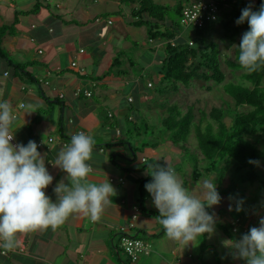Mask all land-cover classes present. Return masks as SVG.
Masks as SVG:
<instances>
[{
    "label": "crops",
    "instance_id": "obj_1",
    "mask_svg": "<svg viewBox=\"0 0 264 264\" xmlns=\"http://www.w3.org/2000/svg\"><path fill=\"white\" fill-rule=\"evenodd\" d=\"M153 1L169 7L168 16L159 23L173 28L169 13L174 11L170 9L190 0ZM220 1L219 15L235 17L240 6L233 0ZM252 4L261 6L260 0ZM137 5L123 0H0V27L14 23L13 32L0 38V48L6 53L0 55V102L13 106L16 119L10 131L17 144L42 143L38 151L54 177L46 194L55 202L53 189L62 179L68 182L67 174L54 165L79 129L95 140L89 181L111 182L115 190L98 219L73 213L55 230L49 227L21 234L19 246L7 254L0 252V264H246L234 257L228 245L245 233L233 234L229 224L239 217L248 231L259 226L264 198L260 204L248 202V190H239L238 182L230 179L228 172L233 168L222 178L219 173L212 176L216 171L206 172L216 180L222 197L219 205L207 209L215 218L213 232L187 245L169 239L157 219L159 211L145 188L154 170L144 166L147 162L170 164L184 186L197 194L196 182L206 174L194 179L193 157L168 152L169 146L174 150L179 144L170 132L161 143L152 136L150 143L129 139L132 127L127 124H135L137 135L138 122L147 126L148 89L156 91L165 81L160 72L165 40L150 39L147 25L135 24L132 11ZM178 33L176 39L184 40L183 32ZM130 49H135L134 57L129 56ZM117 57L119 65L113 67ZM196 149L199 166L206 160L200 148ZM238 205L242 210H236ZM122 226L128 234L150 243V252L130 260L120 244Z\"/></svg>",
    "mask_w": 264,
    "mask_h": 264
},
{
    "label": "clouds",
    "instance_id": "obj_2",
    "mask_svg": "<svg viewBox=\"0 0 264 264\" xmlns=\"http://www.w3.org/2000/svg\"><path fill=\"white\" fill-rule=\"evenodd\" d=\"M247 22L249 30L237 46L238 63L247 72L264 67V4L258 10L253 7L241 10L238 25ZM13 106L0 102V247L12 250L21 243L19 236L38 230H53L61 226L73 213L90 216L96 220L112 202L114 193L111 182L92 183L95 140L78 132L71 136L58 154L55 165L67 174V183L61 180L53 189L57 200L46 194L54 177L49 173L45 156L38 145L30 140L27 145L13 144L15 138L10 129L15 121ZM249 163H258L250 160ZM152 180L145 184L153 203L159 211L157 219L169 239L189 244L205 233L214 231L215 218L207 209L219 205L222 197L214 178H203L190 190L167 163L149 172ZM231 199V197H230ZM237 211L242 210L237 206ZM234 257L246 264H264V218L259 226H253L238 240L229 241Z\"/></svg>",
    "mask_w": 264,
    "mask_h": 264
},
{
    "label": "trees",
    "instance_id": "obj_3",
    "mask_svg": "<svg viewBox=\"0 0 264 264\" xmlns=\"http://www.w3.org/2000/svg\"><path fill=\"white\" fill-rule=\"evenodd\" d=\"M129 3L137 2L138 5L133 9V15L136 17L135 24L147 25V33L150 39L165 40V57L161 64L160 72L163 74V80H173L189 84L192 79L213 80L221 83L224 90L230 94L236 103V106H244V110H235L233 120L230 124L224 121V111L221 108L214 107L211 116L217 122L215 129L214 124L208 122L204 129L201 126H195V137L198 147L200 148L207 166L204 172L217 171L220 178L224 173L233 168L242 181H260L264 188V176L256 172V167L261 160L263 151L258 147L250 136L264 133V67L255 72L241 74V81L226 80V74L221 67L219 59V49L215 42L200 49L192 43L176 39V33L180 31V22L173 19V28H168L163 23L165 16H168L169 7L163 4L155 3L153 0H123ZM221 6V1L219 0ZM253 10H258V5H251ZM183 5L180 3L172 7L177 17L180 16ZM246 8L245 5L235 9V17L217 15L215 19L207 21L202 26L193 27V30L200 38L203 39L206 31L211 30L219 20L225 25H230L233 20H237L241 15V10ZM243 28V34L249 30L247 22L238 25ZM14 23L0 27V38L6 32H13ZM237 30L234 29V36ZM242 34V35H243ZM241 37L237 40L235 47V57L229 61L230 67L242 69L238 63V45ZM234 40L233 37H230ZM0 55L6 56V53L0 48ZM193 58L195 60H189ZM119 65V58L113 61V67ZM19 68L23 65L17 64ZM112 70V68L110 69ZM194 112L189 109L185 113L176 105L168 107V115L164 118L163 124L166 130L170 132L171 138L177 143L187 140L192 131L194 124ZM258 163H249V161ZM193 175L194 179L198 178L203 171L198 166V156L193 157ZM197 162V163H196ZM223 163L222 165H220ZM158 165L166 166L164 162H147L144 166H153L155 169ZM245 172L242 174V171ZM231 230V228H230ZM232 232V230H231ZM233 234H237L232 232Z\"/></svg>",
    "mask_w": 264,
    "mask_h": 264
},
{
    "label": "rangeland",
    "instance_id": "obj_4",
    "mask_svg": "<svg viewBox=\"0 0 264 264\" xmlns=\"http://www.w3.org/2000/svg\"><path fill=\"white\" fill-rule=\"evenodd\" d=\"M233 1L234 5H236L237 7L247 2L253 5L252 3L254 2V0ZM260 4H264V0H260ZM219 14L220 12L218 13V15ZM169 17L175 19L176 21H179V17H177L175 12H170ZM234 29L237 30L235 36ZM180 31L183 32L181 35L185 41L192 43L191 45H193L194 47L197 46L200 49H204V46L209 45L210 42H215L218 45L219 59L221 62V67L226 74V80L241 81V74L245 70H235L228 64V62L233 60L235 57V47L237 44V40L241 37L244 31L243 28L237 26L236 20H233L232 23L228 26L218 20L211 30L203 33V44H200L201 40L200 38H198L192 26L185 27L183 25H180ZM230 37H233L234 40H232ZM139 38L140 37H137L136 40H139V43L141 45H144V42L142 44ZM128 54L129 56L134 57L136 54L135 49L128 50ZM189 60L191 61L195 59L190 58ZM145 76L146 75L143 76L144 79ZM136 91L137 95L139 96V91ZM147 92H149L148 94H146V100L148 99V104L146 105H149V108L145 107V114L147 112L146 110H149V113L145 115V123L147 124V126L145 127V125L142 124L143 122H138L136 126L139 127L138 132H140V135H137V130H135L134 128L135 124H127L132 127L129 139L131 142H133L134 139L138 138V140H140L141 142L150 143V138L152 136L154 137V139L160 141L161 143V141H164L167 136H169V131L164 127L162 120V117L168 113L167 107L176 105L182 111V113H185L189 109H192L194 112L193 121L195 125L192 124V131L189 134L187 140L179 142L174 150L171 146H169L168 152L175 153L176 155L187 153L192 157L197 156L196 148L198 147V144L195 137V126L199 125L202 129H204L206 124L208 122H211L214 124V127L216 129L217 122L211 116V111L214 107L221 108L224 111V121L227 124H230L232 122L233 113L235 110L246 109L244 106H236L234 98L224 90L223 85L221 83H216L213 80L192 79L187 85L183 84L182 82L169 80L160 83L156 91L148 89ZM153 99L155 100L153 101ZM250 139L263 151L261 160L256 167V172L263 177L264 133L252 135L250 136ZM164 146L167 147L168 145L164 144ZM182 146L184 147V150ZM160 148H162V146L158 147V149ZM139 149H141V146H139ZM182 162L186 163V159H182ZM206 166L207 163L199 164V168L202 171ZM244 172L245 170L242 171V174ZM218 173L219 172L217 170L216 172H214V174H212V176H215ZM228 174L230 175V179L233 181V183L238 182L240 187L239 190H248V193L246 195L248 202L256 200L260 204V202L262 201L261 198H264V188L261 187L260 181H257L255 183H251L249 181L243 182L239 179L238 173H236L234 169H231ZM212 176L206 174L204 178H212Z\"/></svg>",
    "mask_w": 264,
    "mask_h": 264
},
{
    "label": "built area",
    "instance_id": "obj_5",
    "mask_svg": "<svg viewBox=\"0 0 264 264\" xmlns=\"http://www.w3.org/2000/svg\"><path fill=\"white\" fill-rule=\"evenodd\" d=\"M244 5L245 7H248L251 4L247 2ZM220 8L221 6L219 4V0H190L182 7L179 16L180 25H183L185 27L202 26L207 21L215 19L220 12ZM96 20H101V17H96ZM111 21V19L108 20L109 23ZM81 51H83V49H81ZM72 64L75 65L76 62L74 61ZM78 92L79 90H77V93ZM85 93L87 95H91L90 91H85ZM129 100H131V97H129ZM78 132H83V130L79 129L77 133ZM49 139L52 140L51 137ZM12 143L17 144L14 140L12 141ZM41 144V142H38L39 146ZM143 160L145 161V158H143ZM110 180H114V178L110 177ZM119 181H122V178H119ZM229 227L231 228L232 232H235L237 234L247 233L248 231V228L245 225H242L241 219L239 217L232 219ZM120 229V244L123 248V251L128 255L130 260L136 261L141 254L150 252V243L141 238L128 234V232L126 231L127 228L125 226H122ZM7 251V249L0 247V252L2 254H7Z\"/></svg>",
    "mask_w": 264,
    "mask_h": 264
}]
</instances>
